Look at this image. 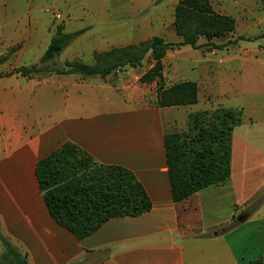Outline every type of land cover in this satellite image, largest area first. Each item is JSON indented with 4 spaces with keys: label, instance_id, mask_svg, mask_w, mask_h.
I'll return each mask as SVG.
<instances>
[{
    "label": "crops",
    "instance_id": "crops-1",
    "mask_svg": "<svg viewBox=\"0 0 264 264\" xmlns=\"http://www.w3.org/2000/svg\"><path fill=\"white\" fill-rule=\"evenodd\" d=\"M180 1L0 0V231L27 256L28 264L264 260V0H209L217 13L235 19L230 40H245L223 50L181 46L167 52L163 87L196 83L198 103L193 106L159 105L158 82H141L154 62L107 77L12 74L40 66L58 28L66 34L97 37L75 55L79 59L66 56L70 43L53 65L75 60L93 65L95 54L143 41H114L109 36L114 27L100 20L112 24L138 16L128 14L130 10L146 11L153 5L157 18L174 17ZM174 22L173 18L161 23L148 33L166 35L162 39L167 44H182ZM248 97L258 101L250 105ZM218 107L243 110V122L233 133L231 176L175 203L165 135L178 130L181 111L185 120L192 112ZM65 143L76 145L101 165L130 171L149 196L151 210L111 219L84 239L57 224L39 190L36 168ZM5 253L0 239V264H6Z\"/></svg>",
    "mask_w": 264,
    "mask_h": 264
},
{
    "label": "trees",
    "instance_id": "trees-1",
    "mask_svg": "<svg viewBox=\"0 0 264 264\" xmlns=\"http://www.w3.org/2000/svg\"><path fill=\"white\" fill-rule=\"evenodd\" d=\"M174 16V27L177 35L183 38L182 44H167L155 37L139 46L95 54L93 65L75 60L66 62L58 69L53 61L74 38V35L58 28L41 65L18 69L12 74L56 73L107 77L123 68L141 67L150 53L154 66L142 76L141 82H158L159 105H196L199 92L196 83H180L168 89L163 87L162 61L167 52L181 46L223 50L245 39L230 40L236 32L235 19L217 13L209 0H181ZM201 40L205 42L201 43ZM215 40L227 41L217 45ZM242 122L241 108L219 107L190 113L185 129L166 133L167 165L175 203L183 202L202 190L219 186L230 178L233 133ZM36 175L39 190L52 218L79 239L89 237L111 219L137 217L152 208L145 189L130 171L101 165L72 143H65L41 160L37 164ZM0 239L6 249V263L28 264L27 256L13 246L1 231ZM249 264H264V260L258 259Z\"/></svg>",
    "mask_w": 264,
    "mask_h": 264
},
{
    "label": "rangeland",
    "instance_id": "rangeland-1",
    "mask_svg": "<svg viewBox=\"0 0 264 264\" xmlns=\"http://www.w3.org/2000/svg\"><path fill=\"white\" fill-rule=\"evenodd\" d=\"M239 1L240 2H254V0H239ZM156 5H158V4H156ZM214 6L216 8V2L214 3ZM128 14H131V15L132 14H138V16L131 17L129 19H115L112 24L109 22L110 20H100V21L102 22V25H105L106 27L107 26L108 27H111V26L114 27V29H115L114 32L109 35L110 37H112L114 39V41L115 40H119V39H124V40L128 39L130 42L133 41V40H135V41L140 40V39L143 40L139 44L130 45V46H139L142 43H147V42L151 41L152 39L155 38V35H152L151 33H148V31L156 30V27L159 29L161 27V23L165 24L166 22L171 21L173 18H174V21H175V16L174 17L172 16L173 18L169 17V16H167L164 19L157 18L155 16V15H157V13H155V11H154V5L151 6V7L149 6L146 11L133 12V11L130 10L128 12ZM151 15H153L155 17L154 18L153 17H151V18L147 17V16H151ZM142 16H144V18H142ZM95 25H96V23H95ZM70 35H74V38L71 41L70 46L66 49V56L67 57H76L77 55H80L81 53H83V50L86 49V47L88 46L89 42L93 41V39L95 37H97L96 35H92V36H89L88 38H86V35H81V34H78V33L77 34H70ZM164 37L167 38L166 35L162 36V38H164ZM162 40H164V39H162ZM227 40H225V41L215 40V44H222L223 42H226ZM204 42H205L204 40H201V43H204ZM85 53H86V56L89 57V54H90L89 51H86ZM76 59H79V57H76ZM152 62H153V60H152L151 54L149 53L145 57L143 65L147 66V65H150ZM63 66H60V67H57V68L60 69ZM174 85H176V84H174ZM174 85L167 86L166 89H168V88H170V87H172ZM257 101L258 100L256 98H253V97H248L247 98V102L250 105L251 104H255ZM191 106H193V105H191ZM186 107H188V106H186ZM215 109H217V108H215ZM208 110H211V109H208ZM179 117H180V119H179V128H178L177 131H181V130L185 129L186 124H187V118H184L185 120H183L182 111H181ZM2 259H3L4 263H6L5 260H4V256H3ZM6 264H8V263H6Z\"/></svg>",
    "mask_w": 264,
    "mask_h": 264
},
{
    "label": "water",
    "instance_id": "water-1",
    "mask_svg": "<svg viewBox=\"0 0 264 264\" xmlns=\"http://www.w3.org/2000/svg\"><path fill=\"white\" fill-rule=\"evenodd\" d=\"M244 220H243V218H238L237 219V222H239V223H241V222H243Z\"/></svg>",
    "mask_w": 264,
    "mask_h": 264
},
{
    "label": "built area",
    "instance_id": "built-area-1",
    "mask_svg": "<svg viewBox=\"0 0 264 264\" xmlns=\"http://www.w3.org/2000/svg\"><path fill=\"white\" fill-rule=\"evenodd\" d=\"M56 17H57V18H60V15H59V14H56Z\"/></svg>",
    "mask_w": 264,
    "mask_h": 264
}]
</instances>
